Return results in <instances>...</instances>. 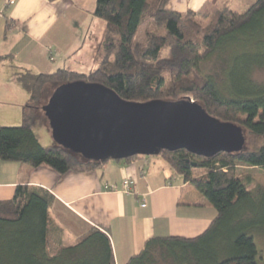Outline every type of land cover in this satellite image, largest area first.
Segmentation results:
<instances>
[{
  "label": "trees",
  "instance_id": "16d2710c",
  "mask_svg": "<svg viewBox=\"0 0 264 264\" xmlns=\"http://www.w3.org/2000/svg\"><path fill=\"white\" fill-rule=\"evenodd\" d=\"M168 1L95 0L92 15L105 22V29L93 69H15L13 77L28 97L20 123L0 125V160L45 165L60 174L88 171L111 160L87 159L63 145L40 143L33 127L38 117L47 122L39 110L46 104L40 102L45 86L54 91L81 80L102 84L130 101L190 98L242 131L243 142L232 151L211 156L185 149L158 153L207 199L216 215L195 237L148 239L125 264H257L250 231L264 223V186L247 188L236 168L264 169V83L251 77L253 68L264 67V0L243 12L218 0L180 12L168 9ZM146 17L154 29L138 43L135 38ZM164 49L167 57H162ZM214 57L221 68L216 75L201 67ZM52 200L47 190L28 184L16 185L10 198L0 200V264H115L106 230L92 227L70 244L63 241V229L50 214Z\"/></svg>",
  "mask_w": 264,
  "mask_h": 264
},
{
  "label": "crops",
  "instance_id": "0c3cea01",
  "mask_svg": "<svg viewBox=\"0 0 264 264\" xmlns=\"http://www.w3.org/2000/svg\"><path fill=\"white\" fill-rule=\"evenodd\" d=\"M205 1L172 0L166 7L196 11ZM94 6L93 0H0V125L10 124V116L21 120L20 112L10 110L14 105L10 100L19 91L15 69L86 72L65 66L67 60L62 57L82 56L96 22L102 38L105 24L92 15ZM93 61L98 64L95 58ZM125 178L135 181L134 192L123 191ZM18 184L39 186L53 196L50 214L63 229L65 243H72L92 227L106 230L115 264H125L152 237H195L216 215L200 196L196 199L203 203L191 201L188 195L183 198L182 190L190 183L177 177L159 155L111 159L88 171L63 174L45 165L0 160V200L10 198Z\"/></svg>",
  "mask_w": 264,
  "mask_h": 264
},
{
  "label": "water",
  "instance_id": "95a60500",
  "mask_svg": "<svg viewBox=\"0 0 264 264\" xmlns=\"http://www.w3.org/2000/svg\"><path fill=\"white\" fill-rule=\"evenodd\" d=\"M42 110L55 143L96 161L177 149L211 156L243 142L237 125L214 118L190 98L130 101L81 80L57 86Z\"/></svg>",
  "mask_w": 264,
  "mask_h": 264
},
{
  "label": "rangeland",
  "instance_id": "374dc122",
  "mask_svg": "<svg viewBox=\"0 0 264 264\" xmlns=\"http://www.w3.org/2000/svg\"><path fill=\"white\" fill-rule=\"evenodd\" d=\"M172 0H169V2ZM179 0H175L177 2ZM220 3L223 2L227 7H229L231 10L236 11V12H243L249 5L252 3L257 2L258 0H218ZM150 3H153L154 0H149ZM93 3H95V0H93ZM97 18V17H96ZM100 20L103 24H105L104 21L101 19L97 18V21ZM95 28V29H94ZM94 31L92 35L87 36L86 38V48L84 50H81L82 53H80L82 56L78 58V56L72 54L66 58L62 57L64 61H66L65 66H70L72 68H79L82 69V71H88L91 67L96 65L97 67L98 64H95L93 61V58L98 62L100 57H101V48H100V43L102 41V38L100 39L98 36L97 32H101L102 29H100V26L97 25L96 22V27L94 25L93 27ZM154 27L151 25L149 18L146 17L143 21V23L140 25L138 33L136 35L135 41L138 43H143L145 39V35L147 31L153 30ZM104 33V31H103ZM232 48V47H230ZM72 51V50H71ZM75 51V49L73 50ZM168 50L164 49L162 52V57H167L168 56ZM80 61V63L78 61ZM218 60L216 57L211 58L210 60L203 62L201 67L204 71L206 72H219L220 71V63L217 62ZM63 63V62H60ZM77 64V65H75ZM61 65V64H60ZM61 67V66H58ZM94 67V68H95ZM216 75V73H215ZM218 78V76H216ZM251 77L256 80L257 82L264 83V67H255L253 68V71L251 73ZM219 79V78H218ZM15 83L18 86V92L15 93V95L11 98V103L14 104L10 110L13 111V109L16 112H20L21 114V107L23 103L26 100V92L20 85L18 81L15 80ZM53 91V86H45L42 94L40 96V102L41 104L47 103L51 93ZM25 99V100H22ZM20 101H24L20 104ZM43 112L42 108L39 109ZM41 113V112H40ZM39 113V114H40ZM42 114V113H41ZM10 120H7L10 124L4 123L3 125H8V126H14L18 125L20 123V120L18 121V117H13L10 116ZM34 132L38 136V139L40 143L44 146H50L55 143L54 137L51 133V129L49 127L48 121L46 122L43 117H38L37 120L34 123ZM153 157H157L158 155H149ZM113 160V159H112ZM236 175L239 176L244 183H246L247 188L253 189L257 185L264 186V169L258 168V167H249L245 165H238L236 168ZM176 176H180L179 174L176 173ZM182 196L183 198L188 195V199H191V201L196 202V196H200L202 198V201L205 200L206 204L210 205L213 207L207 199L199 192L197 191L191 184H189L188 189H183L182 190ZM197 201L196 203H203V202ZM214 208V207H213ZM204 209V208H202ZM251 236L253 238V241L256 245L257 248V257H256V262L257 264H264V223L259 224L258 226L254 227L251 231Z\"/></svg>",
  "mask_w": 264,
  "mask_h": 264
},
{
  "label": "built area",
  "instance_id": "2783aa9c",
  "mask_svg": "<svg viewBox=\"0 0 264 264\" xmlns=\"http://www.w3.org/2000/svg\"><path fill=\"white\" fill-rule=\"evenodd\" d=\"M135 181L129 178H125L122 182V189L126 193L134 192L135 191ZM142 206H144V202L142 203Z\"/></svg>",
  "mask_w": 264,
  "mask_h": 264
}]
</instances>
